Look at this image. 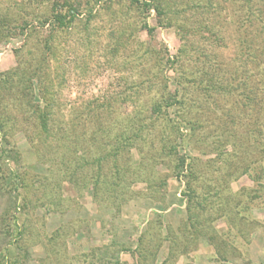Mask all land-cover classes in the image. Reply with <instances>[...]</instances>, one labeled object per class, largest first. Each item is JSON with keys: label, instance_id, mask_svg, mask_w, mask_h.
Returning a JSON list of instances; mask_svg holds the SVG:
<instances>
[{"label": "rangeland", "instance_id": "1", "mask_svg": "<svg viewBox=\"0 0 264 264\" xmlns=\"http://www.w3.org/2000/svg\"><path fill=\"white\" fill-rule=\"evenodd\" d=\"M149 1L143 13L130 0H69L80 14L60 27L54 16L63 0H0V175H18L20 187V211L12 212L17 181L0 176V264H264V0ZM204 73L215 81L208 97L196 88ZM178 82L189 108L168 114L196 121L178 153L193 160L199 197L219 193L198 242L182 231L186 201L174 160L151 161L149 142L158 158L162 124L148 132L142 154L115 161L145 167L124 177L132 194L119 208L94 196L91 182L119 125L148 117ZM47 109L49 138L38 121ZM213 133L230 134L229 144L213 143ZM61 157L73 176L62 172ZM237 161L248 172L235 180L228 175ZM115 162H104L105 171Z\"/></svg>", "mask_w": 264, "mask_h": 264}, {"label": "trees", "instance_id": "2", "mask_svg": "<svg viewBox=\"0 0 264 264\" xmlns=\"http://www.w3.org/2000/svg\"><path fill=\"white\" fill-rule=\"evenodd\" d=\"M68 2L69 0H63V3L58 4V7L60 8V10L54 16V22H58V26L60 27L66 26L64 23L66 16H68L69 18L68 19L69 23H66L68 25L74 19H76L80 14L78 11V7H75ZM130 3L133 5H137L136 7L142 9L143 13H147L150 10V6H151L150 4L151 1L149 0H130ZM63 10H65L64 14L62 13L64 12ZM158 14H162V11L161 10L158 11ZM4 22H5V19L0 20L1 25L4 24ZM143 29L146 30L148 33L152 32V29L148 28L146 24L143 26ZM167 62L169 63L170 61L167 60ZM203 75H204L203 78L205 80L202 79L200 83H197L196 88H200L201 91H203V96L208 97L209 96L208 90L212 87L213 82L215 81H210V82L208 81L210 83L209 84L208 82H205L209 76L205 73ZM187 82L189 85L190 84L193 85V82L196 83L195 81H193V79L186 81V83ZM178 84H179L178 86H180L181 91L179 90V88H175L174 91L172 92V95H170L169 93L165 99L155 100L150 105L151 106L150 115L148 117H143L142 113H139L138 115H135L134 117H131L128 120H126L123 125L121 124L119 125V128L117 129L118 132L111 135L110 141L104 144V147L107 148L108 146L109 152L105 154L104 156L100 157L99 159L95 160L97 167L95 169L93 168L91 172L92 174H94L91 177V182H92L94 196L96 197L106 196L107 201L110 204H115L118 201L120 203H117L115 208H119L121 201L124 200L123 198L127 196L128 194L129 195L132 194V191H130L132 182H129L124 177H126V175L129 174L130 177L132 176L134 179H136L137 177L140 176V174L142 173L143 169H145V167L142 161H140L138 164L131 163L132 161L130 157L128 158L126 162L127 166H125L124 168H120L117 162L115 161H119L120 156L123 155L124 153L130 154V151L133 149L137 150L138 153L142 154L143 148L145 145L143 143H145L147 140L146 137L148 136V132L154 128L157 122L159 124H162L161 129L159 130L158 133H156V136L159 137L160 139L159 142L161 143V146L158 151L160 153L158 158L153 155L154 154L153 150H155V147L152 146L154 143V139H151L149 142L151 146H149L148 151L152 152V156H153L151 158V161L154 163L155 161L158 162L157 160H160L164 156L167 158L169 157L172 160H174L173 161L174 162L173 170L175 172L174 174L177 178L181 179L183 182L184 187L182 191V196L186 201V218L182 223V231L187 230L186 233L188 234V237H189L188 242L190 240L198 242L199 240H202V238L203 239L206 238L209 225L212 222V220L209 219L211 217L209 213L210 211L209 208L212 205L210 198L213 196H218L219 193L214 192L213 195L210 196V193L208 192L205 195H202V197H199L196 191L193 189V182L197 180L195 168L192 163L193 160L191 159L192 161H189V157L185 155H180L178 153L177 148L178 146H180L177 143L178 139H182V137L184 136L183 134H185V132L187 134L189 132L195 131L193 129V123H194V126L196 124V121L194 122L192 118L190 117L187 118L186 115L184 116L182 115V117H179V115H177L178 116L177 117L175 115V118H172L168 114L170 109H174L175 112L178 114L180 112V109L189 108V105H186V102H185V99H187L185 96V93L187 91V86L184 85L185 87H181L183 85L182 82H178ZM218 91H220L221 94H223L224 91H227L228 93V89L224 90L223 88H221V89H218ZM188 102L190 103V101ZM190 107H192V104L190 105ZM48 115H49L48 109L46 111H42V112L40 111L38 114V121H39L41 130H42V133H44L45 136L49 135L48 126H47L48 120H49ZM0 129H1V126H0ZM57 133H58L57 139H55L54 141V143L57 145H55V147L52 149L53 153L56 152V154H58L57 153L58 148H60L61 144L64 143L63 141L64 133H62L60 129L57 130ZM258 134H260L261 136L263 133L259 131ZM210 137L212 138L213 143L220 144L224 148L225 146H227V144H229L230 142L229 138H231V135L228 134L227 136V135H224L223 133L222 135L219 133H213ZM210 137L205 136V138L207 139ZM90 139H91L92 144H94L92 141V138ZM59 143L60 145H58ZM1 154L5 155L6 153L2 152ZM11 154L14 156L18 155L16 151H11ZM223 156H224V160L226 161V159L229 158V156L231 155H228L227 153L226 154L223 153ZM110 157H113L115 164L112 166V168L107 169L105 171V168L103 167V163L107 162L108 159H110ZM62 158L64 159V157H61L60 159L61 163L63 162L61 164L63 168L62 172H64L66 176H68L69 173H71V176H73L75 174L74 170H72V172H69L68 171L69 167L66 166V163L63 161ZM68 163L76 164L75 162L74 163L68 162ZM239 164H240V161H237L236 165H232L231 167L232 172L228 175L230 177L232 174H234L235 180L238 179L240 176L245 175L248 172L247 171L248 167L240 166ZM78 166L79 167L81 166V162L79 163V165L76 164V167ZM0 176L1 178L3 177V179L9 180L11 183H12L11 181L12 178L16 179V181L19 178L18 175H13L12 173H8L6 176L4 175H0ZM109 176L114 177V180L111 179V181H108V178H110ZM12 184L15 185L13 187L14 195H15L18 192L17 190L20 188L18 187L19 182L17 181V183H12ZM9 196L11 198L10 194ZM12 199H13L12 201L9 200L13 204L12 212H19L20 208H18L19 203L17 200V196L15 195L14 198L12 197ZM12 216H13L12 217L13 220H15L16 218L14 217V215ZM6 234L7 235L9 234L8 231L6 232ZM143 237L144 235H140V237L138 238L139 246L143 244V241H144ZM216 238H218L217 235L212 236V237H207L206 240H208L210 244H215L213 241ZM19 239H22L21 233L18 234V238H14L12 240V243L15 242V244L18 245ZM10 244L11 243L6 244V245H10ZM105 250L106 249H104V251L102 252L101 250H99L100 252L98 253V257H100L101 262L104 261V256L107 255V251ZM216 252H218L217 249H216ZM217 254L218 256H221L220 253H217ZM7 255H9V250L6 247L4 249V256H7Z\"/></svg>", "mask_w": 264, "mask_h": 264}]
</instances>
